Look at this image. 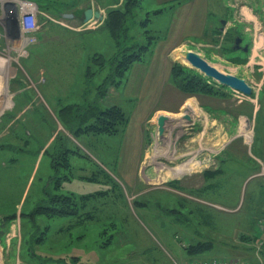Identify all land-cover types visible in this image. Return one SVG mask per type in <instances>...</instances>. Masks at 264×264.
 <instances>
[{"label": "rangeland", "instance_id": "obj_1", "mask_svg": "<svg viewBox=\"0 0 264 264\" xmlns=\"http://www.w3.org/2000/svg\"><path fill=\"white\" fill-rule=\"evenodd\" d=\"M125 1L0 0V264H264V0H140L123 40L148 31L153 51L117 79L104 20L82 18ZM28 2L32 42L14 31ZM189 51L251 95L192 69ZM110 107L122 131L86 130ZM83 197L86 214H64Z\"/></svg>", "mask_w": 264, "mask_h": 264}, {"label": "trees", "instance_id": "obj_2", "mask_svg": "<svg viewBox=\"0 0 264 264\" xmlns=\"http://www.w3.org/2000/svg\"><path fill=\"white\" fill-rule=\"evenodd\" d=\"M140 0H126L125 4L123 6V10L121 9H112L108 12L107 16L104 19V25L108 28L109 32L111 33V36L114 38L116 42L117 47V55L111 59V65H112V76L111 78H117L119 79L134 63L141 62L143 60V57L146 53L150 54L152 53L151 49V43L153 42V36L150 35L148 31L144 32L145 41L144 43H140V45L136 44H129L126 45L125 41L123 40V31L126 29V18L128 14H132L134 10H136V7L138 6ZM62 15V14H61ZM75 16V15H74ZM148 20V19H147ZM98 60V59H94ZM103 60V59H99ZM172 76H175V67L172 66ZM177 70V69H176ZM180 76L184 77L183 82L191 83V86H197L199 87V90L201 92H210V88L205 84L204 80L200 77H196V74L190 72V70H186L185 68L180 67ZM178 74H176V79L180 78ZM109 82V81H108ZM178 82V81H177ZM180 82V81H179ZM105 86V85H104ZM184 88V87H183ZM185 89V88H184ZM98 124L95 126H88L86 130L92 131L98 134H116L119 132V130L122 131V128L124 124L126 123L127 118L124 116V114L116 107H110L103 111L98 112ZM107 180V178H106ZM72 198V197H71ZM83 199L85 200L84 203ZM89 198H81L80 202L71 203L70 209H66L64 211V214H79V212L82 213V215L85 212H82L86 209V206L88 203H90ZM73 200V198H72ZM70 199V201H72ZM61 202L68 203L69 199H63L60 200ZM80 209V211L78 210ZM86 214V213H85ZM91 219V216L88 217V219H85L86 221Z\"/></svg>", "mask_w": 264, "mask_h": 264}, {"label": "water", "instance_id": "obj_3", "mask_svg": "<svg viewBox=\"0 0 264 264\" xmlns=\"http://www.w3.org/2000/svg\"><path fill=\"white\" fill-rule=\"evenodd\" d=\"M61 16L63 18H73L72 14H62ZM91 20L102 22L104 20V16L102 15V12L100 10H93L92 8H88L83 12L82 22L87 23ZM222 24L224 25L225 22L223 21ZM241 42L242 40L240 38H236L234 41L233 49L238 50ZM244 51H247V47L244 48ZM184 60L192 69L197 70L205 77L216 81L218 84L242 93L246 96L251 95L252 89L244 79L220 72L215 67L208 64V62H206L198 54L189 51L185 54ZM184 118L186 120H190L189 116H185ZM167 121L168 117L163 115L159 116L157 126L160 136H162L165 131V125Z\"/></svg>", "mask_w": 264, "mask_h": 264}, {"label": "built area", "instance_id": "obj_4", "mask_svg": "<svg viewBox=\"0 0 264 264\" xmlns=\"http://www.w3.org/2000/svg\"><path fill=\"white\" fill-rule=\"evenodd\" d=\"M36 6L33 3H23L17 4L16 11L22 14L21 20V29L24 31L25 41L32 42L33 33L37 30V23L35 19ZM264 230V229H263ZM189 264H240V263H230V262H205V261H196Z\"/></svg>", "mask_w": 264, "mask_h": 264}, {"label": "bare ground", "instance_id": "obj_5", "mask_svg": "<svg viewBox=\"0 0 264 264\" xmlns=\"http://www.w3.org/2000/svg\"><path fill=\"white\" fill-rule=\"evenodd\" d=\"M21 5V4H20ZM15 27H16V29L14 30L16 33H21L22 35H23V37L26 35L25 33H24V31L20 28L21 27V20H22V14H20L19 12H17L16 11V7H15ZM25 40V39H24ZM198 115V114H197ZM176 120H179V119H176ZM172 120H169L168 122H171ZM184 123H185V121L183 122V120L182 121H180V123L179 122H175L174 123V125H173V130L174 129H177L178 130V127H182L183 128V126H184ZM177 125H180V126H177ZM167 126H168V124H167ZM161 138H163V135L162 136H160ZM202 139H204V138H202ZM201 141V140H200ZM210 142V141H209ZM163 150V149H162ZM165 150V149H164ZM166 156L169 154L168 153V150H166ZM160 156V155H159ZM170 156L171 157H173V155L170 153ZM177 159V158H176ZM194 160V156L192 157V160H190L189 162H188V164L191 162V161H193ZM184 163V162H183ZM198 162L196 161V162H194L192 165H188V164H185V165H182V166H179L177 169H175L174 171H175V173L177 174V173H182V172H184V169L186 168L187 170L188 169H191L194 165H196ZM201 164V163H200ZM184 166V167H183ZM173 169V168H172ZM172 169H171V171H172ZM186 172V171H185ZM184 172V173H185ZM179 174V175H180Z\"/></svg>", "mask_w": 264, "mask_h": 264}, {"label": "flooded vegetation", "instance_id": "obj_6", "mask_svg": "<svg viewBox=\"0 0 264 264\" xmlns=\"http://www.w3.org/2000/svg\"><path fill=\"white\" fill-rule=\"evenodd\" d=\"M221 31H222V30H221ZM234 41H235V40H234ZM244 48H245V47H241V44H240V47H239V49H238V50H240V49H241L242 51H244ZM244 52H245V51H244Z\"/></svg>", "mask_w": 264, "mask_h": 264}, {"label": "crops", "instance_id": "obj_7", "mask_svg": "<svg viewBox=\"0 0 264 264\" xmlns=\"http://www.w3.org/2000/svg\"><path fill=\"white\" fill-rule=\"evenodd\" d=\"M15 8V7H14ZM264 207V206H263Z\"/></svg>", "mask_w": 264, "mask_h": 264}]
</instances>
